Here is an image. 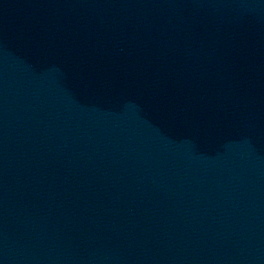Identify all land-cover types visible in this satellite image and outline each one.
Here are the masks:
<instances>
[{
	"label": "water",
	"instance_id": "1",
	"mask_svg": "<svg viewBox=\"0 0 264 264\" xmlns=\"http://www.w3.org/2000/svg\"><path fill=\"white\" fill-rule=\"evenodd\" d=\"M0 264H264V0H0Z\"/></svg>",
	"mask_w": 264,
	"mask_h": 264
}]
</instances>
